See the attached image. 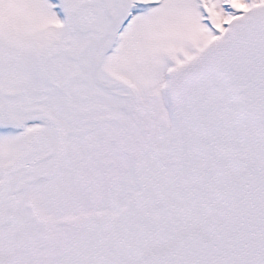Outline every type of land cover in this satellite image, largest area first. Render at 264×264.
<instances>
[{"label":"snow or ice","instance_id":"1","mask_svg":"<svg viewBox=\"0 0 264 264\" xmlns=\"http://www.w3.org/2000/svg\"><path fill=\"white\" fill-rule=\"evenodd\" d=\"M0 264H264V0H0Z\"/></svg>","mask_w":264,"mask_h":264}]
</instances>
